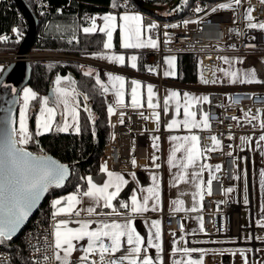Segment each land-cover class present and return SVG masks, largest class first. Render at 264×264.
I'll list each match as a JSON object with an SVG mask.
<instances>
[{
    "label": "snow or ice",
    "instance_id": "6c2138e0",
    "mask_svg": "<svg viewBox=\"0 0 264 264\" xmlns=\"http://www.w3.org/2000/svg\"><path fill=\"white\" fill-rule=\"evenodd\" d=\"M242 0H229L228 3H220L216 7L211 8V12H217L219 10L233 9V6H240ZM188 0H185V4ZM261 5H264V0H259ZM112 7L114 9L124 7L127 9L129 5L126 0H112ZM204 9L197 6L194 12L200 13ZM253 9L251 6L247 7L244 13V18L248 21V29H259L264 30V22H253L254 17L252 15ZM91 26L84 27L83 32L85 34L95 33L97 31L103 33L107 39L103 43L104 49H111L113 47V34L119 30L120 34V47L124 49H141V48H152L157 49L158 43L157 39L149 35L147 39H144L143 33L145 30V25L143 22V17L139 14L129 13L125 11L123 14H106L99 17L103 21V26H97V17H91ZM190 21H185L187 24ZM194 22V21H193ZM157 25L151 23L147 25V31L150 33L152 29H155ZM165 27H176L173 25H165ZM12 31L17 33L18 37L22 35L20 29L13 28ZM167 36V33H165ZM0 40H7L6 36H0ZM167 42V41H166ZM99 59H106L110 63H117L119 65L126 64V58L124 55H104L98 54ZM137 56L133 55L127 58L130 62V67L135 69L137 67ZM225 62H227V59ZM167 68L164 71V75L175 76L176 75V57L169 56L164 60ZM150 73L155 72L156 69L149 66L147 69ZM3 70L0 69V72ZM223 71V69H220ZM85 76L91 75V72L86 71ZM232 77V83H259L257 80L256 72L250 71L244 74V78L240 79L239 74L236 72L226 73ZM110 82H113V89H116V85L119 84L120 88L124 87V78L118 75H109ZM61 82V77L57 76L56 83L59 85ZM202 83H209L214 81H209L201 76ZM74 83V82H73ZM96 84L100 85V88L105 92H109V88L101 83L100 78L97 76ZM133 87L131 88V107L137 108L142 107L143 104L137 98V87H139V82L133 80L131 82ZM15 92V89H12ZM148 98L147 104L149 108L155 109L158 107L156 103L153 102L154 92L151 85L148 86ZM56 99L52 101L53 104L62 103L64 106L65 123L63 127H58L57 131H68L70 127H74L77 134L80 133L79 127V114L75 110V107L70 109V97L72 99L79 95L72 89L71 91L57 87L54 89ZM23 106L19 113V123L18 127L13 125L16 121L11 118L10 115L5 116L0 120V245L9 244L16 234L21 230L22 226L28 220L33 210L39 204L41 198L46 192H48L51 187H61L64 181L67 179L69 174V169L67 166L57 163L46 155H33L31 152L25 150V145H27L32 140V134L29 132L27 126V110L29 108V103L32 100L37 99V94L30 88L23 89ZM116 103L123 107H128L124 104L123 93L120 90L115 91ZM170 98H176L177 104L179 105L180 94L177 92H171L168 94V98L164 100L165 106L168 105ZM88 96H84V100L87 101ZM184 104H183V114L184 119L181 122L173 121L168 125L169 129L178 127L180 123L183 124L185 129L191 131L192 129H203L207 130L211 127L210 122L206 115H202L201 119L198 121L196 119L197 113L192 109L193 102L202 100L204 102L208 101L207 96L193 97L188 93L183 94ZM14 103V102H13ZM41 103V115L37 116V131L35 135H41V129L44 131H50L52 128L53 121L56 115L55 107H48L49 100L44 98L40 101ZM85 110L87 106L85 105ZM11 113V108L7 110ZM71 113L72 123L68 122L67 114ZM165 112H167V107H165ZM115 114L114 108H108V115L111 117ZM246 117H249V123L252 120L257 119L256 116L251 115V110L245 113ZM153 117L156 122L159 121V113L153 112ZM89 119H91V113H89ZM233 120H237V117H232ZM120 123H124V113H120ZM259 127L264 130V120L260 121ZM212 142V147H207L200 149L198 147L200 142V137L198 135H191L183 137L184 144H179L173 149L172 155L169 157V164L172 167H177L178 165L174 163L176 157L175 153L180 151L181 148L184 149L186 162L181 163L179 167L188 168L194 166L198 157L202 156L205 152H212L220 149L222 147L221 141L217 139L215 135L209 137ZM232 137L230 136V139ZM155 140H159V137H155ZM171 140L175 141L180 139L179 137L172 136ZM250 139V138H248ZM190 142V143H189ZM246 138H241L242 145L246 143ZM259 142H264V134L259 136ZM154 148H157V144H153ZM231 147V145H228ZM243 151V148H241ZM229 156L232 155L231 152L228 153ZM157 157L153 156L152 160L155 163ZM133 165L136 161H132ZM158 167V165H157ZM205 167H207L205 165ZM217 170L220 166L217 165ZM101 171L106 172L109 180L104 182L102 186H98L93 183L92 177L87 178L88 188L86 191L80 192L78 189L79 196L87 197L90 201L98 202L100 200L104 201V207L111 208L112 201L116 199L121 191V185L126 184L127 181L120 175L108 172L107 166L102 165ZM195 178H199V173H193ZM261 176V186L264 188V171L260 173ZM153 179V188L148 189L152 194V197L145 196L141 201H138L135 196L132 197L131 206L121 203L120 208L127 209L130 215H138L149 210V200L153 199L151 205V210L155 211L157 205L155 204V199H158L159 185L156 182L157 178L155 176ZM178 181L187 183L184 174L180 173L177 176ZM211 173L210 178L207 181L208 184V194H211ZM199 188V185H197ZM110 188H114V191H109ZM232 188L226 189V192H232ZM196 196L203 200V195L198 191ZM77 194L69 195L63 199H56L52 202L51 207L54 209L52 212L53 225L52 232L50 233L52 240L51 242H46L43 246L33 245L31 240H29V247L33 248L34 255L28 264H72L70 259L72 253L75 249L73 241L87 240V247L83 249L84 255H82L77 264H162L159 260L160 253L162 251L161 245L159 243H154V241L161 240V231L159 229L160 221H152V226L156 228L155 233L150 235L147 241V246L144 247V241L141 236L137 234L136 229L132 226V220L129 218L126 223L112 222L102 223L95 230H90L89 221H75L79 224L78 228H71L69 224L73 221L70 219L56 220L58 216L71 217L73 215L80 216V211L74 208V205H79L82 203L81 199ZM245 203H247V198H245ZM177 206L175 211L180 212L183 201H177ZM196 208H192L191 211H196ZM89 215L95 212L93 207H88L86 209ZM120 213H117L119 215ZM261 215L264 216V204L261 205ZM202 220V218H201ZM258 226L264 228V221H258ZM183 232L184 226L181 225ZM201 231H203V225L201 223ZM126 239L128 248L124 250L116 257L115 253L121 252V240ZM105 240L108 242L105 243ZM156 248V258L147 255L148 249ZM182 251L186 256H191V253L202 251L198 249L173 247L172 253L176 254ZM126 253V254H125ZM235 255L236 253H232ZM240 254L244 257L243 264H249V260L245 256L244 252L241 251ZM98 256V259L95 257ZM91 257V259H90ZM0 264H8L7 257H0ZM172 264H203L202 256L200 259H174ZM260 264H264L261 261Z\"/></svg>",
    "mask_w": 264,
    "mask_h": 264
},
{
    "label": "built area",
    "instance_id": "2783aa9c",
    "mask_svg": "<svg viewBox=\"0 0 264 264\" xmlns=\"http://www.w3.org/2000/svg\"><path fill=\"white\" fill-rule=\"evenodd\" d=\"M31 2L35 13L38 15L43 16L51 11L49 0H31ZM126 2L129 7L127 9L121 7L122 10H134L129 0ZM228 2L229 0H222L212 7ZM180 3L182 4V2ZM3 5L7 7L14 4L11 0H0V9ZM197 6L202 7L204 11L194 12ZM249 6L253 9V22H264V5H261L259 0H242L238 7L233 6V9L219 10L214 13L211 12L212 7L206 8L197 2L188 8L186 19L156 20L157 27L152 29L150 33L147 31L146 35L147 37L151 35L157 39L158 48L145 51L143 60L147 65L158 67L159 74L155 79L157 87L161 89L166 85L160 74V63L165 54L189 55L192 63L199 69L198 86H208L217 79L219 53L217 48L223 44H236L235 52L239 54H251L264 50V30L246 27L243 9ZM91 17V14H86L84 20L89 22ZM185 21L190 22L185 24ZM173 24L176 27H165V25ZM14 27L17 28V26L2 28V21H0V36L7 37L6 41L0 40V69L17 61L27 62L29 65L57 63L79 67L84 65L106 67L95 60L94 53L74 54L30 46L26 53L19 54V47L16 51V43L21 38L12 31ZM201 76L214 82L202 83ZM206 92L208 97L206 116L211 127L200 132V147L201 149L212 147L209 138L212 135L221 141L222 147L216 151L204 153L208 180L211 173L212 183L210 186L211 194H208L207 184V190L201 201L202 232L205 235L235 236L239 240L240 205L236 202V161L233 156L228 155L230 148L228 145L232 143V134L238 131L239 125L244 123L250 130L259 129L264 134V130L259 127L260 121L264 120V87L234 89L213 87L207 88ZM249 110H251V115L257 117L251 123H249V117L245 116ZM114 111L115 114L109 116V134L102 149L101 166L106 165L108 172H138L147 165V136L150 130L148 124L152 122L153 112H159V110L122 107L115 108ZM121 112L124 113V123H120ZM234 116L237 117V120L232 119ZM242 159L248 164L250 154L244 152L239 155V178ZM133 160L136 161L135 165L132 163ZM217 165L220 166L219 170H217ZM228 188H232L233 191L226 192ZM53 222L48 211L41 209L38 211L18 237L24 246L25 256L23 255L20 263L16 264H28L35 254L33 248L29 247V240L37 246L51 242L50 233ZM181 225L182 217L180 214L163 216L162 226L164 230L179 232L182 230ZM0 257H7L8 264H14L13 255L1 245ZM202 259L203 264H225L221 256L216 253H204Z\"/></svg>",
    "mask_w": 264,
    "mask_h": 264
},
{
    "label": "crops",
    "instance_id": "0c3cea01",
    "mask_svg": "<svg viewBox=\"0 0 264 264\" xmlns=\"http://www.w3.org/2000/svg\"><path fill=\"white\" fill-rule=\"evenodd\" d=\"M124 12L125 11L116 12L114 10H108L106 12L97 13L92 17H97V21H96L97 26L102 27L103 21L99 19V17H102L109 13L123 14ZM128 12L130 14L131 13L139 14L143 17V22L145 25L143 37L144 39H147V35H146L147 25L151 23H155L156 19H154L152 16H149L144 12H140L137 10H128ZM89 26H91V20L88 22V25L86 27ZM82 32H83V28H82ZM95 33H101V32L97 31ZM116 38L118 40V48H116L115 46ZM106 39L107 37L104 35V41ZM149 49L152 48H141V49L121 48L120 34H119V30H117L113 34V47L107 50L103 48L101 51L94 53V58L96 61H98L99 63L103 64L106 67H111V68L96 67L92 65H84L81 66L80 68L82 69L83 73H85L86 71L91 72L90 76H92L95 81L98 76L102 84H104L103 73L108 70V71H117L119 74L125 77L132 76L144 81L146 80L151 81L153 84L156 85L155 79L159 74L158 67L147 65L143 60L144 52ZM98 54L124 55L126 58V64L122 66L117 63H110L106 59H99ZM133 55L137 56L138 58L136 62L137 67L135 69L131 68L130 62L127 61V58ZM140 61H141L142 69H139L138 67ZM149 66L155 68L156 69L155 72L157 74L156 77H154V79L151 80H149L150 78L147 76V74L150 75L155 72L150 73L147 70ZM197 73L199 78L198 67H197ZM198 82L193 85H198ZM167 84L168 83H166V85ZM182 85L188 86V88L193 86V85H185V84ZM104 97L107 103L105 93H104ZM122 107L123 106L114 107V109L122 108ZM151 121L152 122H149L148 124V127L150 129L148 136L152 134L156 135L158 132L157 122L154 120L153 116L151 117ZM159 125H162V122L159 123ZM201 131L202 130L198 131L196 129H192L191 131H189L188 129L182 127L172 128L165 131L160 130L159 135H160V141L162 142V150L160 149V157L156 159L155 163H153L152 160L147 158V165L142 167L141 170L138 172H112L114 174L122 176L124 180L127 181V183L121 185V191L119 195L116 197V199H118L119 202L116 204L115 203L116 199H114L112 201L111 208L104 207L103 200H100L98 202H93L90 201L89 198L87 197L79 196L78 192H74V193L62 195L60 197L49 199L47 206L48 215L53 219L52 212L54 211V209L51 207V205L54 200L63 199L69 195L77 194L81 199L82 203L79 205H74V208L77 211H80V216L78 217L75 215L71 217L58 216L55 218L56 220H62V219L72 220L73 222L69 224V227L71 228L79 227V224L75 223V221H89L90 230H95L104 222L126 223L127 220L130 218L132 220V226L136 229L137 234H139L142 240L144 241V245H143L144 247L147 246V241L149 240L150 235L155 233L156 231V228L152 226V221L158 220L160 221L159 229L161 231V240L158 242L154 241V243H159L161 245L162 251L160 253L159 260L162 261V264H172V260L174 259L197 260L200 259L204 253L219 254L222 258V261L225 264H243L244 257L240 254L241 251L244 252L245 256L249 260V264H260L261 261H264V236H254V233L252 234V242L250 243V245L252 246V251H254L255 255L253 256L254 259L250 261L251 256L247 251L248 245L244 244L243 246H241L239 242L236 243L235 236L205 235L200 230L202 223L201 200L200 197L196 196L195 194L198 191H200L202 195H204L207 190L208 169L207 167H205L206 165L205 155L203 154L202 156L198 157L194 166H190L186 169L181 168L179 167V165L181 163L186 162L184 149L181 148L180 151L175 153L176 159L174 163L177 164L178 166L172 167L169 164V157L172 155L173 149L177 145L185 143L183 141V137L191 136L193 134L198 135L200 137ZM172 136L179 137L180 139L173 141L170 139ZM198 147L201 149L200 142ZM180 173L184 174L187 183L177 180V176ZM193 173H199V178L198 179L195 178L193 176ZM153 176L157 178L156 182L159 185L158 188L159 197L154 201L155 204L157 205L155 211L151 210V205L153 203V199L151 198L149 200V210L147 212H143L138 215L132 216L130 215L127 209L120 208V204L122 202L131 206V201L133 196H135L137 200L141 202L145 196L152 197V194L148 191V189H151L154 186L152 179ZM91 177L93 179V183L97 184L98 186H102L104 182L109 180L107 173L102 172L101 170L98 174L91 175ZM197 185H199V188L197 187ZM114 190H115L114 188L109 189V191H114ZM177 201H183V204L180 206L182 207V209L185 210H182L180 212L175 211V208L177 206L176 204ZM90 206L95 209V212L92 215H89L88 212L86 211V209ZM192 208H196L197 210L191 211ZM117 213L120 214L117 215ZM168 214L181 215L182 225L184 226L183 232L182 230L179 232H171L163 229L162 226L163 216ZM259 220H264L262 219L261 215H259ZM239 228H240L239 235L241 236V226H239ZM240 236H239V240H240ZM107 242L108 241L105 240V243ZM73 244L75 245V249L70 259L72 260V264H77L79 258L82 255H84L83 249L87 247V240L84 239L80 241H73ZM173 247H178L179 249H183L187 247L190 249H198L202 251L193 252L191 253V256H186L182 251L173 254L172 253ZM126 248H128L126 239L122 238L121 252L115 253L114 255L118 257L119 255H121V253H124V250ZM256 249L258 251L257 254H256ZM232 253H236V254L233 255ZM147 255L156 258V248L155 247L149 248ZM95 258L98 259V256ZM224 258L226 260H224Z\"/></svg>",
    "mask_w": 264,
    "mask_h": 264
},
{
    "label": "trees",
    "instance_id": "16d2710c",
    "mask_svg": "<svg viewBox=\"0 0 264 264\" xmlns=\"http://www.w3.org/2000/svg\"><path fill=\"white\" fill-rule=\"evenodd\" d=\"M151 5L161 6L164 10L149 13L143 11L134 0H129L134 10L144 12L156 20H181L188 17V8L199 2L206 8H211L222 0H179L178 5L168 10L171 0H143ZM31 8L38 20L37 35L31 47L41 49L60 50L74 54L96 53L103 49L104 35L101 33L85 34L82 28L88 25L84 20L86 14L92 16L97 13L114 10L123 11L122 8L114 9L112 0H49L51 11L43 16L35 13L31 0H24ZM182 2V4L180 3ZM0 21L2 28L17 26L22 38L26 23L15 6L4 5L0 9ZM1 28V29H2ZM21 41V40H20ZM20 41L16 43V51ZM118 48V40L115 39ZM31 77L27 85L37 94V99L29 103L28 119L29 132L32 140L25 148L33 153L49 154L59 162L68 164L71 168V176L64 188L50 192L48 199L40 208L47 212L48 200L65 194L83 192L87 188L86 178L96 175L101 170L102 149L108 140L109 115L108 106L105 101L104 92L92 76H85L82 69L77 65H61L57 63L32 64ZM142 69L141 61L138 65ZM3 70V68H2ZM1 73V72H0ZM56 76L67 78L71 81L73 89L81 101V95L88 96L87 104L91 109V119L83 109H79L80 133H59L50 130L42 135H35V119L40 101L46 97L49 86L53 87V79ZM174 80L180 84L193 85L199 80L197 66L194 65L189 55H176V75ZM74 82V83H73ZM205 155V154H204ZM125 198V197H124ZM126 200V199H125ZM118 199L115 200L117 204ZM6 251L13 255V263H20L25 256L24 246L19 238L12 240L9 244L1 245Z\"/></svg>",
    "mask_w": 264,
    "mask_h": 264
},
{
    "label": "rangeland",
    "instance_id": "374dc122",
    "mask_svg": "<svg viewBox=\"0 0 264 264\" xmlns=\"http://www.w3.org/2000/svg\"><path fill=\"white\" fill-rule=\"evenodd\" d=\"M246 9L247 7H244L243 16ZM245 22L247 27L248 21L246 19ZM236 49H237V45L233 43L223 44L222 46L217 48V51L219 52L218 65H217V79L214 83H210L208 86L193 85L188 88V86H184L176 82L174 80L175 76L166 77L164 75V71L167 68V66L164 63V60L166 57L169 56L176 57L175 54H170V53L165 54L162 57L160 63L161 77L166 83H168L167 85L163 86L160 90L151 81H147V80L144 81L132 76L125 77L119 74L117 71L107 70L103 73V83L105 84V86L109 88V92L107 93L104 92L107 99V106L108 108L110 106L113 108L121 106L116 103V97L114 94L116 90H120L123 93L124 104L128 105V107H131V99H132L131 88L133 87L131 82L133 80L138 81L139 87H137V98L143 104L142 108L159 110V121L157 122L158 132L156 135L152 134L147 137V158L150 160H152L153 156L159 158L160 149L162 150V142L160 141V135H159L160 130L161 131L168 130L169 129L168 125L171 124L173 121L181 122L184 119V114H183L184 93H188L190 96L193 97H202V96H207V92H206L207 88H213V87L227 88V89L244 88V87H264V50L257 51L251 54H239L235 52ZM224 58L227 59V62H225ZM220 69H223V71H220ZM250 71L256 72L257 80L260 81L259 83H240V82L232 83L231 82L232 77L226 75V73L236 72L239 74L240 79H243L244 74ZM109 75H113V76L118 75L123 77L125 81L124 87L121 89L119 84H117L116 89H113L112 86L113 82H110L108 79ZM156 75H157L156 72L150 75L147 74V76L150 78L149 80L154 79ZM56 78L57 76L54 77L53 79V87L49 95V98L45 97L49 100L48 107H55L56 109V115L51 130H57L58 127H63L65 123L63 104L52 103V101L56 99L54 89H56L57 87L65 88L69 91L73 89L71 81H68L67 78L61 77V82L59 85H57L56 83ZM149 85L153 87V92H154L153 102L158 105V107L155 109L149 108L147 104V98H148L147 89ZM24 88H29V87L26 86ZM23 89L21 90L18 98L19 105L17 110L16 127H18L19 113L24 102ZM171 92H177L180 94L179 105L177 104L176 98H170L168 105L165 106L164 100L168 98V94ZM70 101H71L70 109L72 107H75V110L77 111V113H79L80 105L77 104V102L78 103L80 102L81 104L82 100L80 101L77 95L75 96L74 99L70 97ZM84 104L87 105V102L85 101ZM165 107H167V112H165ZM40 110H41V103L38 112L36 114V118L37 116L41 115ZM191 110L197 113L196 119L199 121L202 115H206L207 102H204L202 100L194 101ZM67 119L69 123H72L70 112L67 114ZM160 120L162 122V125H159V123H161ZM27 126L29 129L28 110H27ZM179 127L184 128L182 123H180L178 127H174V128H179ZM196 130L200 131L203 129H196ZM36 131H37V122L35 119L34 132L36 133ZM47 132L49 131H44L43 129H41L42 134H45ZM57 132L76 133L74 127H70L68 131H63V132L57 131ZM260 135H262V132L259 129L250 130L246 123L241 124L238 127V131L232 134L233 140L231 143V147L229 148L228 151V153L229 152L232 153L231 156H233L236 161L235 164V179H236L235 187L237 188L236 202L237 204L240 205L241 236H240V240H238L237 237H235V239H236V243L239 242L241 246H243L244 244L248 245L247 251L251 256L250 261L254 259L252 254L253 253L252 246L250 245V243L252 242V234L254 233V236H264V228L258 226V221H264V220H259V215H261V205L264 204V188H262L260 183L261 181L260 173L264 171V142H259V144H257ZM155 137H159V140H155L154 139ZM241 138H246L247 141L243 145L241 143ZM154 143L158 145L157 148L153 147ZM241 148H243V151L241 150ZM244 152H248L250 154V160L247 164L246 161L242 159L241 174L239 178V165H238L239 155H241ZM88 177H91V175ZM87 178H86V182H87ZM245 198H247V203H245ZM261 217L262 219H264V216L261 215ZM257 252L258 251L256 249V254Z\"/></svg>",
    "mask_w": 264,
    "mask_h": 264
},
{
    "label": "water",
    "instance_id": "95a60500",
    "mask_svg": "<svg viewBox=\"0 0 264 264\" xmlns=\"http://www.w3.org/2000/svg\"><path fill=\"white\" fill-rule=\"evenodd\" d=\"M11 1L13 2L14 6L19 11V13L22 15L26 23V29L21 38V41L19 44V51H18L19 54H24L26 53V51L29 49V47L33 43L34 38L37 34L38 20L34 12L24 2V0H11ZM134 2L143 11H146L149 13H154V12L163 10L161 6L151 5L143 0H134ZM178 3H179V0H171L170 5H168V10H172L173 8H175L178 5ZM30 77H31V66L27 62L17 61L9 65H6L3 68V71L0 73V120H2L5 116L10 115L11 118L17 122L19 94L21 90L29 84ZM12 89H15V92H13ZM51 91H52V86H49L46 97L49 98ZM81 97L83 99V102H85L84 96L81 95ZM86 106H87V110H84V111L89 116V113H91V109L88 106V104ZM9 108H11L10 114L7 112ZM13 126L16 127V124ZM25 150L30 152L26 148ZM31 153L36 156L46 155L50 157L52 160H55L57 163L67 166L69 169V174H68L67 179L64 181L61 187L49 188L48 192H46L44 196L41 198L39 204L33 210L32 214L30 215L28 220L25 222V224L22 226L21 230L13 238V240L17 239L21 235V232L23 231V229L30 223L31 219L38 213L42 205L48 199L50 192L53 190H60L64 188V186L66 185L67 181L69 180L71 176V168L68 164H63L59 162L57 159H55L54 157H52L51 155L45 154L44 152H41V153L31 152ZM224 260L226 259L224 258Z\"/></svg>",
    "mask_w": 264,
    "mask_h": 264
},
{
    "label": "flooded vegetation",
    "instance_id": "af4514ba",
    "mask_svg": "<svg viewBox=\"0 0 264 264\" xmlns=\"http://www.w3.org/2000/svg\"><path fill=\"white\" fill-rule=\"evenodd\" d=\"M46 96H47V94H46ZM84 103L85 102H83V99H82L81 104H80V102L79 103L77 102V104H79L80 105V108L83 109V110H85V104Z\"/></svg>",
    "mask_w": 264,
    "mask_h": 264
}]
</instances>
